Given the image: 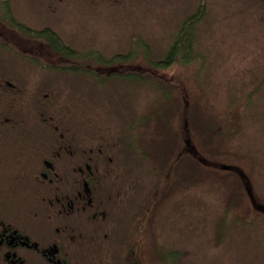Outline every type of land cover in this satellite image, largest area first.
Masks as SVG:
<instances>
[{"label":"rangeland","instance_id":"1","mask_svg":"<svg viewBox=\"0 0 264 264\" xmlns=\"http://www.w3.org/2000/svg\"><path fill=\"white\" fill-rule=\"evenodd\" d=\"M199 1L11 3L19 21L33 28L49 26L79 50L110 57L126 53L141 37L152 56L159 57ZM204 2L206 16L196 31L203 63L148 72L137 57L108 67L124 74L142 70L148 83L109 77L95 66L101 77L110 78L102 85L90 75L41 69L47 86L52 78L57 84L54 122L84 123L75 128L78 134L86 131L88 140L76 142L77 149L114 154L111 165L100 159L98 166L106 169L100 172L107 183H120L123 189L120 215L136 209L139 218L146 214L144 230L134 239L140 248L137 261L119 250L128 239L118 237L113 247L88 248L83 254L88 262L163 264L161 254L172 249L179 252L181 264H264V0ZM2 40L9 49L0 46V61L17 50L41 55L46 63L56 56L44 43L0 24ZM26 70L34 68L27 65ZM129 122H136L132 148ZM167 140H172L170 146ZM68 161L75 166L80 160ZM237 170L251 181L252 202L243 192L248 182L241 181ZM224 215L231 222L221 232Z\"/></svg>","mask_w":264,"mask_h":264},{"label":"flooded vegetation","instance_id":"2","mask_svg":"<svg viewBox=\"0 0 264 264\" xmlns=\"http://www.w3.org/2000/svg\"><path fill=\"white\" fill-rule=\"evenodd\" d=\"M0 46L9 49V42ZM17 52L0 61V264H95L85 260L87 249L113 247L118 237L128 239L119 250L137 261L140 248L134 239L144 230L146 214L139 218L132 208V215H120V183H107L101 174L106 169L98 166L100 159L111 165L114 154L77 149L76 142L88 140L86 131L78 134L75 128L84 123L54 122L57 84L55 78L48 86L42 81L40 63L46 61ZM27 65L34 70L27 71ZM135 128L136 122H129L131 148ZM72 159L80 161L73 166Z\"/></svg>","mask_w":264,"mask_h":264},{"label":"trees","instance_id":"3","mask_svg":"<svg viewBox=\"0 0 264 264\" xmlns=\"http://www.w3.org/2000/svg\"><path fill=\"white\" fill-rule=\"evenodd\" d=\"M206 12L207 8L205 2L204 0H200L195 11L183 19L165 51L159 57L152 56L150 46L144 42L141 37H136V39L132 41L133 43L126 53H116L110 57H106L97 50L82 51L68 45L58 33L51 30L49 27L35 29L19 22L13 12L11 0H0V23L8 28L15 29L21 36L27 39L44 43L58 57L57 62L52 65L49 63H40L42 69L56 70L63 73H83L92 76L98 85H102L107 79H110L107 76H118L120 79L148 83L149 80L147 77H144L142 70H128L127 73L124 74V72H116L108 68L117 63L130 64L134 62L137 57L142 59L145 67L143 70L148 72L162 71L163 69L175 65L187 66L196 61L202 62L204 54L197 49L196 31L199 23L204 20ZM95 66L105 69L103 73H108L107 76L101 77ZM162 91L170 95V91L163 89ZM247 102H249L248 99ZM169 141L171 143L172 140H167L166 146H170ZM166 149H168V147H166ZM237 176L241 181L248 182V186L244 183L245 190L243 188V192L252 202L254 188L252 187L249 177L241 170L237 172ZM262 215L264 216V214ZM230 222L231 220L224 215L221 223L219 222L218 224L220 231L224 232L226 225H229ZM161 260L163 264H181L180 254L177 250H166L161 254Z\"/></svg>","mask_w":264,"mask_h":264}]
</instances>
